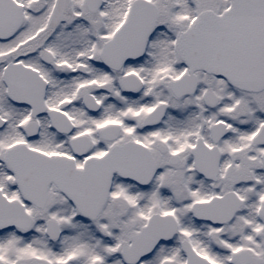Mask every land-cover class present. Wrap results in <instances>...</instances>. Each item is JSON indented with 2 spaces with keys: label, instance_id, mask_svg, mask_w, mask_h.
<instances>
[{
  "label": "snow or ice",
  "instance_id": "1",
  "mask_svg": "<svg viewBox=\"0 0 264 264\" xmlns=\"http://www.w3.org/2000/svg\"><path fill=\"white\" fill-rule=\"evenodd\" d=\"M0 264H264V0H0Z\"/></svg>",
  "mask_w": 264,
  "mask_h": 264
}]
</instances>
